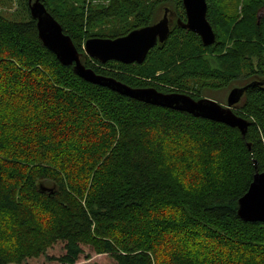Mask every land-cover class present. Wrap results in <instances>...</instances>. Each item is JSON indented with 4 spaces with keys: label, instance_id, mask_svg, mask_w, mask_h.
Here are the masks:
<instances>
[{
    "label": "trees",
    "instance_id": "16d2710c",
    "mask_svg": "<svg viewBox=\"0 0 264 264\" xmlns=\"http://www.w3.org/2000/svg\"><path fill=\"white\" fill-rule=\"evenodd\" d=\"M41 1L96 75L195 101L239 82L247 89L233 113L248 127L242 136L85 82L43 46L21 1L22 18L0 14V264L59 241L58 264H75L85 245L115 264H264V224L237 215L254 174L264 173V0H243L240 17L206 0L212 45L175 21L130 65L89 58L85 41L150 26L166 0H109L94 10ZM167 2L184 23L182 0ZM130 18L122 33L92 32ZM170 145L189 149L177 161Z\"/></svg>",
    "mask_w": 264,
    "mask_h": 264
},
{
    "label": "water",
    "instance_id": "95a60500",
    "mask_svg": "<svg viewBox=\"0 0 264 264\" xmlns=\"http://www.w3.org/2000/svg\"><path fill=\"white\" fill-rule=\"evenodd\" d=\"M182 7L185 22L178 20V26L199 36L204 46L212 45L215 34L206 19V0H182ZM28 9L31 18L36 21L43 46L55 55L61 65L72 66L74 74L85 82L147 105L187 113L194 118L237 128L242 136L245 135L248 122L234 115L233 106L239 103L247 87L232 89L228 94L226 107L208 99L195 101L183 93L164 94L154 88L128 87L85 68L71 39L63 33L61 26L47 12L41 0H28ZM167 13L168 10H165L163 19L158 23L133 30L126 36L116 39L92 38L85 41V54L101 64L110 61L124 65L141 64L157 43L161 44L166 40L170 31ZM237 215L245 223L264 224V173L254 174L247 192L238 201Z\"/></svg>",
    "mask_w": 264,
    "mask_h": 264
},
{
    "label": "rangeland",
    "instance_id": "374dc122",
    "mask_svg": "<svg viewBox=\"0 0 264 264\" xmlns=\"http://www.w3.org/2000/svg\"><path fill=\"white\" fill-rule=\"evenodd\" d=\"M21 1L23 0H0V14L5 17L21 16L20 18H22L23 15H21V13L22 14L24 13L22 12V8L20 5ZM147 2H149V0ZM166 2L167 0L163 4L162 8H160V10H157V15L151 21V25H154L158 23L161 19H163L165 10H168V12L173 15V17L175 16L174 18V23H175L176 21L175 20L176 19L175 4L170 3V2L166 3ZM218 3L220 6V9L225 14L230 15V16L239 15L240 17L241 8L244 5L243 0H238V2H236V0H218ZM59 4H62V5L65 4L69 6L71 5V6H74L75 8L84 7L85 10H87V8L94 10V9L107 6L109 4V0H84L81 3L78 0H59V1L51 0L50 5L54 9L59 10L60 9L58 7ZM148 6L146 8V5L143 4V7L141 6V9H143L144 12H146L148 10ZM17 14H20V15H17ZM167 17L169 18L170 15H167ZM132 21H133V18H130L122 22H120L117 19L109 20L106 22H100V24H98L97 26H93L92 32L93 34H99V35L108 34V33L117 32V31L122 33L124 30L127 29V27H130L133 24V23L131 24ZM229 30H232V29L230 28ZM221 36L222 37L224 36L223 37L224 39L228 37L227 34L224 32V30ZM91 38H94V37H91ZM224 42L227 47L229 48L232 47L233 42L231 41L226 42V40ZM253 62L256 63V60H254ZM240 86L241 84H239V82L232 83L231 86H229L226 89L219 90L216 92L204 93L202 95V98L214 101L217 104L223 107H226V102H227V97H228L229 92L232 89L240 87ZM205 95L207 96L204 97ZM179 147H182V146L170 145L167 148L168 154L171 159L173 160L177 159L178 161V158H180V156L186 153L187 149H189L187 147H182V148H179ZM202 240H203V237L200 238V241ZM200 241H197V242H200ZM197 242H195L196 245H198ZM82 251H83L82 254L79 256L75 264H115L114 260L109 255L97 254L89 246H86V245L82 246ZM64 254H65L64 243L62 241H59L53 247L48 249L45 254L40 255L36 258L27 259L20 264H58V259L61 258Z\"/></svg>",
    "mask_w": 264,
    "mask_h": 264
},
{
    "label": "flooded vegetation",
    "instance_id": "af4514ba",
    "mask_svg": "<svg viewBox=\"0 0 264 264\" xmlns=\"http://www.w3.org/2000/svg\"><path fill=\"white\" fill-rule=\"evenodd\" d=\"M167 15H170V17L168 18V21H169V27L171 29L173 27V25H174V18H175V16L173 17V15L171 13H169ZM175 20H176V23H177L178 19H175Z\"/></svg>",
    "mask_w": 264,
    "mask_h": 264
}]
</instances>
